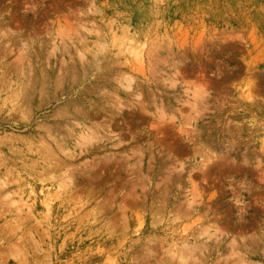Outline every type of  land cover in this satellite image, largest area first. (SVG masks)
Here are the masks:
<instances>
[{
	"label": "rangeland",
	"instance_id": "374dc122",
	"mask_svg": "<svg viewBox=\"0 0 264 264\" xmlns=\"http://www.w3.org/2000/svg\"><path fill=\"white\" fill-rule=\"evenodd\" d=\"M0 264H264V0H0Z\"/></svg>",
	"mask_w": 264,
	"mask_h": 264
},
{
	"label": "bare ground",
	"instance_id": "6f19581e",
	"mask_svg": "<svg viewBox=\"0 0 264 264\" xmlns=\"http://www.w3.org/2000/svg\"><path fill=\"white\" fill-rule=\"evenodd\" d=\"M42 85V84H41ZM42 91V90H41Z\"/></svg>",
	"mask_w": 264,
	"mask_h": 264
}]
</instances>
